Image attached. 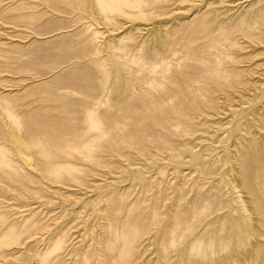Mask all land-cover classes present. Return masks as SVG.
Masks as SVG:
<instances>
[{"label":"rangeland","instance_id":"1","mask_svg":"<svg viewBox=\"0 0 264 264\" xmlns=\"http://www.w3.org/2000/svg\"><path fill=\"white\" fill-rule=\"evenodd\" d=\"M0 264H264V0H0Z\"/></svg>","mask_w":264,"mask_h":264}]
</instances>
